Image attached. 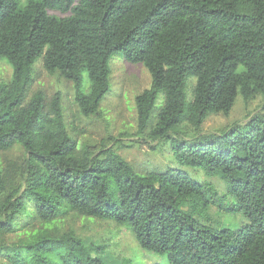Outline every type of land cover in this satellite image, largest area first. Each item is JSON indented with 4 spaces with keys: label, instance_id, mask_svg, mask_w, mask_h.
I'll use <instances>...</instances> for the list:
<instances>
[{
    "label": "trees",
    "instance_id": "16d2710c",
    "mask_svg": "<svg viewBox=\"0 0 264 264\" xmlns=\"http://www.w3.org/2000/svg\"><path fill=\"white\" fill-rule=\"evenodd\" d=\"M118 55L152 79L135 100L137 135L168 144L178 167L142 174L112 148L92 153L70 136L60 92L31 93L42 59L97 115ZM0 60L13 69L0 83V151L26 153L0 167V264H107L104 245L61 232L71 214L126 226L157 264H264V105L244 125L202 129L239 96L264 100V0H0ZM185 169L221 176L228 193ZM213 207L248 222L213 227Z\"/></svg>",
    "mask_w": 264,
    "mask_h": 264
},
{
    "label": "rangeland",
    "instance_id": "374dc122",
    "mask_svg": "<svg viewBox=\"0 0 264 264\" xmlns=\"http://www.w3.org/2000/svg\"><path fill=\"white\" fill-rule=\"evenodd\" d=\"M112 69V90L101 103L99 114L84 116L75 103V87L72 83L49 75L43 68L42 59L34 65V82L31 93L44 90L48 97L54 93L62 94V106L65 122L70 136L79 145L99 154L102 149L112 148L133 168L142 174L150 171H164L169 167H178L168 144L152 142L145 136H138V114L136 97L151 86V75L142 64H131L122 55L114 56L110 61ZM13 75L12 67L0 60V83L10 81ZM191 80V79H190ZM189 80V81H190ZM188 81L186 87L187 104L191 101V90L195 80ZM89 82L85 79L84 88L89 90ZM160 95L155 111L161 105ZM264 100L257 96L251 101H245L241 96L229 116L223 114L211 115L203 125V132L221 133L235 125L246 124L253 116L263 112ZM26 153L20 146L8 151H0V167L24 162ZM195 179L209 182L221 194L228 193V186L221 176L209 178L200 170L185 169ZM20 180V179H19ZM232 202L229 198L228 203ZM213 227L237 230L247 224L242 214H226L213 207L210 211ZM61 232H74L87 245H104L107 253L104 260L107 264H122L123 260H132L136 264H157L158 257L146 253L135 240L134 235L126 226H118L111 221H101L94 218L71 214L61 223ZM25 238L23 233L9 236V242H17ZM3 262L5 259L0 258Z\"/></svg>",
    "mask_w": 264,
    "mask_h": 264
}]
</instances>
